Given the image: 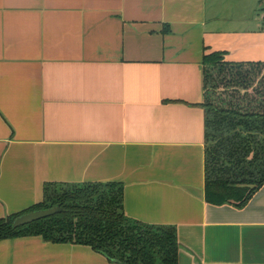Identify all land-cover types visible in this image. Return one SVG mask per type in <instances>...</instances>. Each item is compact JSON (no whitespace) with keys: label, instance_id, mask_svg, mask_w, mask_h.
Listing matches in <instances>:
<instances>
[{"label":"crops","instance_id":"0c3cea01","mask_svg":"<svg viewBox=\"0 0 264 264\" xmlns=\"http://www.w3.org/2000/svg\"><path fill=\"white\" fill-rule=\"evenodd\" d=\"M263 10L0 0V219L41 204L48 185L118 183L127 217L176 229L178 264H264V185L242 207L206 199L202 106L206 54L264 62ZM0 264L119 263L28 236L1 241Z\"/></svg>","mask_w":264,"mask_h":264},{"label":"trees","instance_id":"16d2710c","mask_svg":"<svg viewBox=\"0 0 264 264\" xmlns=\"http://www.w3.org/2000/svg\"><path fill=\"white\" fill-rule=\"evenodd\" d=\"M203 64L206 199L242 207L264 185V62H229L215 52ZM54 207L64 212L13 228L20 215ZM28 236L89 246L119 264L179 261L176 229L127 217L118 183L46 186L41 204L0 219V242Z\"/></svg>","mask_w":264,"mask_h":264},{"label":"water","instance_id":"95a60500","mask_svg":"<svg viewBox=\"0 0 264 264\" xmlns=\"http://www.w3.org/2000/svg\"><path fill=\"white\" fill-rule=\"evenodd\" d=\"M63 212L64 210L61 207L31 211L17 217L13 222V228L18 229L27 226L29 224H32L34 222H38L40 220L50 218L52 216H55Z\"/></svg>","mask_w":264,"mask_h":264},{"label":"rangeland","instance_id":"374dc122","mask_svg":"<svg viewBox=\"0 0 264 264\" xmlns=\"http://www.w3.org/2000/svg\"><path fill=\"white\" fill-rule=\"evenodd\" d=\"M263 9H264V0H263ZM259 14H260V12H259ZM262 14L264 16V10H263ZM253 25H255V24H253ZM256 29L260 30V23L259 22L256 24ZM253 30H255V28H253ZM263 30H264V18H263Z\"/></svg>","mask_w":264,"mask_h":264}]
</instances>
